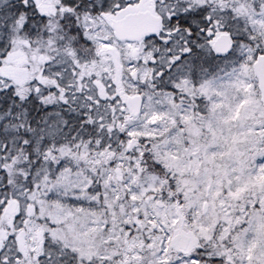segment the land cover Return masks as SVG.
<instances>
[{
  "label": "snow or ice",
  "instance_id": "snow-or-ice-1",
  "mask_svg": "<svg viewBox=\"0 0 264 264\" xmlns=\"http://www.w3.org/2000/svg\"><path fill=\"white\" fill-rule=\"evenodd\" d=\"M0 264H264V0H0Z\"/></svg>",
  "mask_w": 264,
  "mask_h": 264
}]
</instances>
